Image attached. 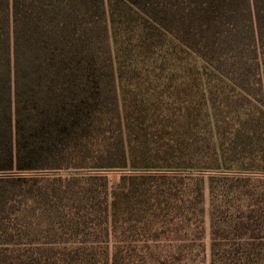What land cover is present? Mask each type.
Wrapping results in <instances>:
<instances>
[{"label": "trees", "instance_id": "16d2710c", "mask_svg": "<svg viewBox=\"0 0 264 264\" xmlns=\"http://www.w3.org/2000/svg\"><path fill=\"white\" fill-rule=\"evenodd\" d=\"M264 264V0H0V264Z\"/></svg>", "mask_w": 264, "mask_h": 264}, {"label": "rangeland", "instance_id": "374dc122", "mask_svg": "<svg viewBox=\"0 0 264 264\" xmlns=\"http://www.w3.org/2000/svg\"><path fill=\"white\" fill-rule=\"evenodd\" d=\"M207 232L205 236V243L207 246V259H206V264H209V259H210V228H209V222L207 220Z\"/></svg>", "mask_w": 264, "mask_h": 264}]
</instances>
